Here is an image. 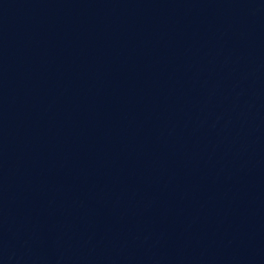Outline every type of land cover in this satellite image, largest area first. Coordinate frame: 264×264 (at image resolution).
Wrapping results in <instances>:
<instances>
[{
  "label": "water",
  "instance_id": "1",
  "mask_svg": "<svg viewBox=\"0 0 264 264\" xmlns=\"http://www.w3.org/2000/svg\"><path fill=\"white\" fill-rule=\"evenodd\" d=\"M0 264H264V0H0Z\"/></svg>",
  "mask_w": 264,
  "mask_h": 264
}]
</instances>
